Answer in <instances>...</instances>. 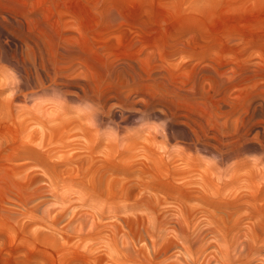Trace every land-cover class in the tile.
<instances>
[{"label": "rangeland", "instance_id": "374dc122", "mask_svg": "<svg viewBox=\"0 0 264 264\" xmlns=\"http://www.w3.org/2000/svg\"><path fill=\"white\" fill-rule=\"evenodd\" d=\"M0 264H264V0H0Z\"/></svg>", "mask_w": 264, "mask_h": 264}]
</instances>
